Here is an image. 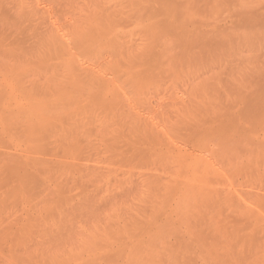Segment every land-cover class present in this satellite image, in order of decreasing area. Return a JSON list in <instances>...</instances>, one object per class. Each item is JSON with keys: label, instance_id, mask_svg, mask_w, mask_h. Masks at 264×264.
<instances>
[{"label": "rangeland", "instance_id": "1", "mask_svg": "<svg viewBox=\"0 0 264 264\" xmlns=\"http://www.w3.org/2000/svg\"><path fill=\"white\" fill-rule=\"evenodd\" d=\"M0 264H264V0H0Z\"/></svg>", "mask_w": 264, "mask_h": 264}, {"label": "bare ground", "instance_id": "2", "mask_svg": "<svg viewBox=\"0 0 264 264\" xmlns=\"http://www.w3.org/2000/svg\"><path fill=\"white\" fill-rule=\"evenodd\" d=\"M195 39H196V38H195ZM197 39H198V38H197ZM197 39H196V41H199V40H197ZM69 63H70V64H69ZM69 63H68L69 65L66 64V63L64 64V67H67L66 65H68V67H67L68 69L65 68V70H69V67H71V62H69ZM78 66H79V65H78ZM61 67H63V66H61ZM71 68H72V67H71ZM79 69H81V68H79ZM71 71H72V70H71ZM80 71H82V70H80ZM74 72H75V71H74ZM84 72L86 73V71H84ZM76 73H77V72H76ZM82 73H83V72H82ZM83 74H84V73H83ZM72 75H73V73H72ZM76 75H77V74H76ZM77 76H78V75H77ZM72 77L74 78V75H73ZM86 78H87V76H86ZM99 79H100V78H99ZM93 80H94V82H95V80H97V78H96V79L94 78ZM100 80H101V79H100ZM100 80L96 81V82H99V83H97V84L100 85V87H101V86H105V85H107V82H106V83H103L104 85H103V84L101 85V83L104 82V80H103V81L101 80V83H100ZM84 82H85V81H84ZM87 82H88V81H87ZM94 82H93L92 79H91V83H92L91 85L95 84L96 87H94V88H97V85H96V83H94ZM88 83H89V82H88ZM109 84H110V82H109ZM76 85H77V84H76ZM107 86H109V85H107ZM75 87H76V86H75ZM100 87H99V88H100ZM77 88H78V87H77ZM77 88H76V89H77ZM104 88H105V87H104ZM104 88L102 87L101 89H104ZM102 92H103V91H102ZM103 93H104V92H103ZM109 94H110V93H109ZM110 95H111V94H110ZM115 97H116V96H115ZM105 99H106V98H105ZM109 101H110V100H109ZM105 102H106V101H105ZM123 103H124V102H123ZM128 103H129V102H128ZM113 104H114V103H113ZM125 104H126V103H125ZM111 105H112V104H111ZM111 105H110V106H111ZM126 105H127V104H126ZM119 106H120V105H119ZM116 107H117V106H116ZM101 108H102V107H101ZM109 108H110V107H109ZM107 109H108V107H107ZM112 109H114V108H112ZM116 109H118V108H116ZM122 109H123V108H122ZM114 110H115V109H114ZM130 110H131V108H130ZM96 111H97V110H96ZM103 111H104V110H103ZM105 111H106V110H105ZM108 111H109V110H108ZM112 112H113V111H112ZM123 112H124V111H123ZM125 112H126V111H125ZM84 113H85V112H84ZM102 113H103V112H102ZM135 113H136V112H135ZM119 114H120V113H119ZM81 115H82V114H81ZM87 115H88L87 113H86V115H84L85 118L87 117ZM89 115H90V114H89ZM107 116H108V115H107ZM77 117H78V116H77ZM102 117H103V115H102ZM83 118H84V117H83ZM90 118H91V117H90ZM120 118H121V117H120ZM86 119H87V118H86ZM93 119H94V118H93ZM138 119H139V118H138ZM74 120H75V119H74ZM90 120H91V119H90ZM96 120H97V119H96ZM105 120H106V119H105ZM116 120H117V119H116ZM118 120H121V119H118ZM37 121H38V120H37ZM37 121H36V122H37ZM41 121H42V120H41ZM47 121H48V120H47ZM78 121H79V120H78ZM80 121H81V120H80ZM99 121H100V120H99ZM113 121H114V120H113ZM45 122H46V121H45ZM85 122H86V120L83 121V123H85ZM38 123H39V122H38ZM48 123H49V122H48ZM53 123H54V122H53ZM75 123H76V122H75ZM89 123H90V122H89ZM50 124H51V122H50ZM42 125H43V124H42ZM44 125H45V124H44ZM103 125H104V123H103ZM135 125H136V124H135ZM139 125H140V124H139ZM82 126H83V125H82ZM85 126H86V125H85ZM141 126H142V125H141ZM109 129H111V128H109ZM99 130H100V129H99ZM106 131H107V128H106ZM108 131H109V130H108ZM103 132H105V130H104ZM90 133H91V132H90ZM100 134H101V133H100ZM89 135H90V134H89ZM149 137H150V136H149ZM152 138H153V137H152ZM153 140H154V139H153ZM149 142H150V141H149ZM149 142H147V143H149ZM159 143H160V142H159ZM149 145H150V144H149ZM151 145H152V144H151ZM164 151H165V150H164ZM166 153H167V152H166ZM162 154H163V153H162ZM163 155H165V154H163ZM170 156H171V155H170ZM180 156H181V155H180ZM165 158H166V157H165ZM168 158H169V157H168ZM175 158H176V157H175ZM171 159H172V158H171ZM179 160H180V159H179ZM179 160H178V161H179ZM171 161H172V160H171ZM173 163H174V162H173ZM175 163L177 164V162H175ZM178 163H179V162H178ZM191 163H192V162H191ZM188 166H189V165H188ZM91 168H92V167H91ZM185 168H186V167H185ZM208 168H209V167H208ZM93 169H94V168H93ZM174 169H175V168H174ZM178 169H179V167H178ZM209 169H210V168H209ZM80 170H81V169H80ZM96 170H97V169H96ZM180 170H181V168H180ZM85 171H86V170H85ZM178 171H179V170H178ZM212 171H213V170H212ZM81 172H82V171H81ZM87 172H88V171H87ZM87 172H86V173H87ZM90 172H91V171H90ZM95 172H96V171H95ZM95 172H94V170H93V173H95ZM213 172H214V171H213ZM84 173H85V172H84V170H83V174H84ZM181 173H182V172H181ZM99 174H100V173H99ZM88 175H89V174H88ZM180 175H181V174H180ZM179 177H180V176H179ZM173 183H174V182H173ZM181 183H182V182H181ZM175 184H176V183H175ZM180 187H181V186H180ZM178 188H179V186H178ZM183 188H184V187H183ZM182 191H183V190H182ZM246 211H247V210H246Z\"/></svg>", "mask_w": 264, "mask_h": 264}]
</instances>
